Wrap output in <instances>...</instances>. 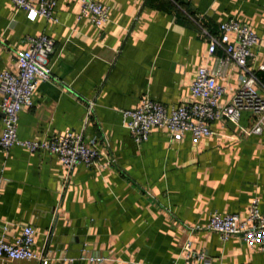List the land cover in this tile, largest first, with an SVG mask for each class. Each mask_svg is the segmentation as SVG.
I'll use <instances>...</instances> for the list:
<instances>
[{
    "label": "crops",
    "instance_id": "0c3cea01",
    "mask_svg": "<svg viewBox=\"0 0 264 264\" xmlns=\"http://www.w3.org/2000/svg\"><path fill=\"white\" fill-rule=\"evenodd\" d=\"M98 1L108 6V19L97 30L77 18L75 0H55L54 21L29 20L0 0V71L15 69L28 37L53 40L52 78L38 82L32 105L18 112L16 136L47 139L70 129L97 136L103 152L66 177L46 151L0 150V233L11 240L31 226L32 249L47 264H180L184 240L210 264H264L239 237L220 240L205 228L212 212L244 217L253 196L264 211V129L247 134L218 119L208 124L211 134L195 140L154 128L135 143L121 122V111L144 96L163 105L187 101L196 68H211L221 56L218 48L207 55L206 47L223 20L252 28L259 39L254 62L263 61L264 0ZM234 77L227 65L219 79L226 97ZM256 77L264 87V73ZM255 118L243 110L238 123L248 129Z\"/></svg>",
    "mask_w": 264,
    "mask_h": 264
},
{
    "label": "built area",
    "instance_id": "2783aa9c",
    "mask_svg": "<svg viewBox=\"0 0 264 264\" xmlns=\"http://www.w3.org/2000/svg\"><path fill=\"white\" fill-rule=\"evenodd\" d=\"M15 9L24 12L27 19L42 16L54 21L52 7L55 0H8ZM78 5L77 18L86 17L95 29H100L108 19V6L98 0H75ZM258 36L245 22L228 18L218 23L216 35L208 38L206 54L217 48L221 56L213 67L199 65L188 84L189 99L177 104L163 105L146 96L141 97L135 107L121 111L122 125L130 132L135 143L144 141L151 129H164L178 140L190 133L195 140L212 133L208 124L224 119L247 134H258L264 129V87L256 72L264 73V60L254 62ZM53 50V40L45 34L27 38V46L15 53V69L0 71V150L12 145L28 151H46L53 154L68 177L74 167L94 165L103 152L97 145V136L84 138L81 132L64 129L47 139H19L15 126L18 112L32 105V96L38 82L49 80L52 73L48 64ZM233 65L234 86L228 97L224 85L219 82L223 69ZM260 86L263 91L260 89ZM256 116L251 126L244 129L238 123L241 111ZM259 199H249L245 216L212 212L205 228L215 232L220 240L229 236L239 237L249 248L264 256V211L258 208ZM34 229L23 225L19 234L7 240L0 233V259L31 260L47 264L41 253L32 249ZM180 264H210L206 256L192 249L184 240L179 251ZM128 264H148L130 261Z\"/></svg>",
    "mask_w": 264,
    "mask_h": 264
}]
</instances>
